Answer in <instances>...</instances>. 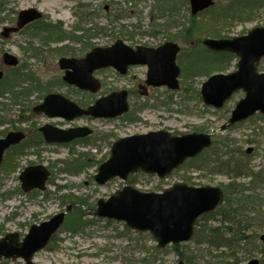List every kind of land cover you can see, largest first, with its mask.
<instances>
[{"label":"rangeland","instance_id":"1","mask_svg":"<svg viewBox=\"0 0 264 264\" xmlns=\"http://www.w3.org/2000/svg\"><path fill=\"white\" fill-rule=\"evenodd\" d=\"M217 1L221 9L209 10L194 17L191 15L189 0H0L3 5L0 11V32L4 25L15 21L20 10L34 7L44 13V22L62 26L70 35L82 36L79 39L83 40L82 43L43 42L31 36L30 33L35 28H30L27 30L29 32L15 35L9 40L0 36V65L2 54L9 51L21 59L24 71L40 80L42 85L50 87L48 91L63 93L75 101H88L92 96L87 92L78 93L72 87L56 84L63 76L58 60L63 56L85 54L90 49L86 47L89 44L107 46L122 39L133 47H155L172 40L180 45V54L184 55V58L196 60L193 61V66L205 59V50L200 46L203 45V38L211 37V29L220 31L221 37L227 38L246 34L255 26H264V0ZM255 2L256 4H253ZM252 4L254 7H244ZM228 7L231 9L229 16L226 18L225 15L224 19L218 17L220 14L224 15L223 10ZM234 7L236 11H233ZM218 20L219 22H216ZM88 34L95 37L88 39ZM178 61L182 68L180 89L170 91L165 87L158 88L149 96H141L137 92L138 85L146 79L145 66H134L126 75H120L113 68L96 71L95 76L102 81V88L93 94L92 102L112 91L131 90L129 112L115 119L76 118L64 121L36 114L32 108L43 98V95L39 97L38 92L18 106L8 103L7 100H0V121L6 122L0 125V131H5V134L13 130H24L30 144L36 137V129L45 123L58 124L64 128L88 126L93 129V134L80 143L69 145L42 142L26 149L23 154L14 151L9 154V169L12 164L17 169L6 171L0 167V237L8 232H18L24 236L32 224L50 219L65 210L66 206L78 197L84 203L86 217L92 220L91 223L84 231L78 233H72L62 227L50 246L35 254L36 263L179 264L181 258L174 245L159 248L149 232L134 231L127 228L124 222L92 215L96 210L97 200L107 199L116 190L121 189L125 185L123 180L114 178L106 184H98L94 175L99 164L87 167L78 175L63 173L61 169L63 161L83 158L81 152H87L93 162L104 161L109 158L112 143L116 139L165 129L178 135L213 132L214 139L229 141L232 150L252 149L254 170L262 175L264 115L257 114L221 131L220 127L226 123L232 109L244 97L245 92L237 91L220 109L206 106L202 101L200 89L209 76L196 70L205 68V65L200 61L193 70L185 59ZM236 62L237 60L223 72L234 71ZM261 70L264 71V59L261 62ZM30 164H43L51 169L52 175L44 192L25 194L21 189L19 173ZM192 166V162L184 164L166 178L138 172L130 175L128 183L141 191L161 192L179 181L196 186H217L229 181L224 175L209 174ZM259 174L256 181L258 184ZM238 181L249 182V178H239ZM260 185L257 193L264 199V183ZM261 203L264 210V202ZM257 233V241L263 245L260 236L264 233V222ZM260 243L255 255L250 257L240 253L238 259H234L236 264H246L253 258L260 259L261 264H264ZM182 244L187 252L193 250L191 243ZM197 249L198 247L194 251L198 255L205 254L203 250L206 248ZM218 253L219 251H214L209 256L199 255L193 264H221L219 259L222 260V257L217 256ZM193 255L196 256V253ZM5 261L8 264H24L22 259Z\"/></svg>","mask_w":264,"mask_h":264},{"label":"water","instance_id":"2","mask_svg":"<svg viewBox=\"0 0 264 264\" xmlns=\"http://www.w3.org/2000/svg\"><path fill=\"white\" fill-rule=\"evenodd\" d=\"M215 0H190L191 12L198 14L212 5ZM43 17L35 8L19 12L15 25L5 26L1 36L9 39L27 24ZM203 44L213 51H229L238 57L237 69L229 73H215L201 87L204 104L222 108L239 90L245 91L231 112L228 121L220 127L226 130L231 125L242 122L258 111L264 114V72L259 64L264 58V26H255L246 34L232 38H205ZM180 46L167 41L158 47H131L119 39L107 47H95L84 57H62L61 69L66 70L63 79L80 89L97 92L101 82L94 76L100 68L113 67L126 74L130 65H147L146 83L153 86L167 85L178 89L180 67L177 56ZM2 62L8 67L17 66L19 58L5 52ZM4 71L0 69V80ZM128 92L115 91L102 96L84 109L60 93H49L34 110L49 117H63L72 120L83 115L94 118H113L129 110ZM49 143H67L92 134L86 126L69 129L58 128L52 124L40 127ZM26 138L23 131H10L0 137V165L4 154L11 146ZM212 145V133L192 132L175 135L168 130L128 135L113 142L110 157L102 162L95 174V181L106 184L114 178L127 182L130 174L143 171L156 174L160 178L170 175L187 159L197 156ZM51 171L42 164L29 165L19 175L21 187L28 193L34 189L44 191ZM264 176V172H263ZM224 201V191L220 186H193L179 181L163 192H146L126 184L112 193L107 199L97 200L94 216L124 221L128 228L149 231L156 239L158 247L168 244L188 242L195 233L198 218L214 211ZM72 209L68 205L64 211L50 219L30 226L24 237L18 232H8L0 238V262L22 258L25 264H38L34 255L45 249L52 237L59 231ZM264 242V234L261 236ZM257 259L248 264H258ZM180 264H184L180 262Z\"/></svg>","mask_w":264,"mask_h":264},{"label":"trees","instance_id":"3","mask_svg":"<svg viewBox=\"0 0 264 264\" xmlns=\"http://www.w3.org/2000/svg\"><path fill=\"white\" fill-rule=\"evenodd\" d=\"M240 1L241 0H238V2ZM253 4H256V2ZM253 4L244 7H254ZM2 8L3 5L1 4L0 11ZM219 8L221 9L220 5H215L209 10L217 11ZM230 11L231 9L228 7L223 10L225 14H220L218 17L224 19L226 15L227 18ZM233 11H236L235 7L233 8ZM216 22H219V20ZM31 26H34L35 28V30L30 33L31 36L41 39L43 42H83V40L79 39L82 36H72L69 32L63 30L62 26L50 22H44V20H39ZM90 30H92V28ZM220 33V31L218 32L211 29V31H209V36L220 38ZM93 37L95 36H92V34L86 36L88 39H92ZM90 46L92 45L89 44L86 47ZM200 47L205 50L203 52L205 59L213 60L211 62H208L205 59L200 60L205 65V68L196 69V64L200 61L192 66L193 61L196 60H189L187 57L184 58V55L181 54L179 55V60L185 59L186 62H188V65L190 67L192 66L191 69L194 67L197 71L206 73L208 76L214 72L227 70L231 64L237 60V57L230 52L211 51L204 45H201ZM28 81L30 82L28 83ZM59 83V85L63 84H61V82ZM49 88L50 87L42 85L41 81L36 80L31 73L24 71L23 64L21 63L17 67L7 69L5 78L0 82V100H7L9 101L8 103L18 106L23 100L30 98L35 92L39 93V97L42 95L44 96ZM4 123H6L4 120L0 121V125ZM0 133H4V131H0ZM42 141L41 134L37 133V136L34 137L31 144L27 138L19 145L12 147L8 151L1 168L8 171L11 165L8 163L9 154L11 152L14 151L17 154H23L26 149L36 146L37 144L42 143ZM222 148L229 150L223 151ZM81 155L83 158H75L74 161H63L61 168L63 173L78 175L87 167L102 162L91 161L87 152H81ZM252 155V151L248 149L242 150V148H238V150H232L229 141L214 139L211 148L185 163L192 162V167L197 170H203L214 175L220 174L229 178L228 182L220 184L225 191L224 203L215 211L199 218L195 235L191 242H189L193 245V250L187 252V250L183 249V244L174 245L179 251V257L184 260L186 264H193L196 261V257L199 258V255L209 256L211 255V252L213 253L214 251H219L217 256L222 257V260L219 259L221 264H236L234 259H238L240 253L246 256H252L255 255L254 253L258 252L257 249L259 248L260 242L257 241V232L264 222V210L262 209L263 205L261 203V201L264 202V199L257 192L261 187L260 184L264 183V179L261 172H255ZM10 169L16 171L17 167L12 164ZM258 173H260L258 175V181L260 184L256 182ZM239 178H249V182H239ZM71 204H77V207H73L68 213L63 228H66V230L72 233L84 231L85 227L92 221L90 218L86 217L87 214L84 209L85 205L78 197L74 198ZM55 236L53 237V240H55ZM260 245L262 246L260 253L264 256V245L261 243ZM196 247H198L197 250L206 248L203 250L205 251V254L198 255L197 252L194 251ZM209 251L211 252L209 253ZM193 253H196V256L193 255ZM1 264H8V262L3 261Z\"/></svg>","mask_w":264,"mask_h":264},{"label":"flooded vegetation","instance_id":"4","mask_svg":"<svg viewBox=\"0 0 264 264\" xmlns=\"http://www.w3.org/2000/svg\"><path fill=\"white\" fill-rule=\"evenodd\" d=\"M45 16V15H44ZM37 21H39V20H35V21H33V22H31V23H29L27 26H26V28H29L33 23H35V22H37ZM15 22V21H14ZM13 22V23H14ZM32 27V26H31ZM33 28H34V26H33ZM133 67H130L129 68V71L132 69ZM128 71V72H129ZM66 87H69V86H66ZM156 90H158V88L157 87H152V86H146L145 85V83L143 82V83H140L139 85H138V90H137V92L141 95L142 93H147L148 94V96L149 95H151L154 91H156ZM75 91L76 92H78V93H80V92H86V91H83V90H80V89H77V88H75ZM128 93H129V97H130V93H131V90H128ZM73 100V99H72ZM95 101V100H94ZM93 101V102H94ZM76 102L80 105V106H82V107H84V108H86V107H88V106H90L93 102L91 101V99H89L88 101L87 100H85V101H77L76 100ZM38 114H41V113H38ZM41 115H43V114H41ZM80 118H82V117H80ZM85 119H87V120H92V118L91 117H88V116H86V117H84ZM61 120V119H60ZM65 121V120H64ZM57 126H59V127H61L60 125H58V124H56ZM63 127V126H62Z\"/></svg>","mask_w":264,"mask_h":264}]
</instances>
